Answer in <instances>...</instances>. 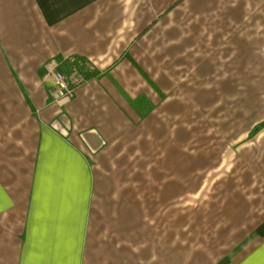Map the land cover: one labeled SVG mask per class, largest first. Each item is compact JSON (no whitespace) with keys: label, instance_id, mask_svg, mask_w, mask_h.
<instances>
[{"label":"crops","instance_id":"1","mask_svg":"<svg viewBox=\"0 0 264 264\" xmlns=\"http://www.w3.org/2000/svg\"><path fill=\"white\" fill-rule=\"evenodd\" d=\"M262 122L264 0H0V264H264Z\"/></svg>","mask_w":264,"mask_h":264},{"label":"built area","instance_id":"2","mask_svg":"<svg viewBox=\"0 0 264 264\" xmlns=\"http://www.w3.org/2000/svg\"><path fill=\"white\" fill-rule=\"evenodd\" d=\"M42 68V82L48 87L51 103L62 108L74 99L76 91L85 82L86 74L93 71V64L68 56L59 62L49 60Z\"/></svg>","mask_w":264,"mask_h":264},{"label":"trees","instance_id":"3","mask_svg":"<svg viewBox=\"0 0 264 264\" xmlns=\"http://www.w3.org/2000/svg\"><path fill=\"white\" fill-rule=\"evenodd\" d=\"M262 128H264V122L254 127L250 134L253 135L257 133L259 130H261Z\"/></svg>","mask_w":264,"mask_h":264}]
</instances>
